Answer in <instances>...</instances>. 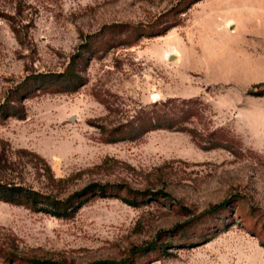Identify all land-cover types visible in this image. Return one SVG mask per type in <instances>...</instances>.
<instances>
[{
	"label": "rangeland",
	"instance_id": "rangeland-1",
	"mask_svg": "<svg viewBox=\"0 0 264 264\" xmlns=\"http://www.w3.org/2000/svg\"><path fill=\"white\" fill-rule=\"evenodd\" d=\"M175 1L0 0V103L88 40L81 86L0 118V179L60 198L98 182L136 202L95 197L62 218L0 200V249L15 264H264V97L246 93L264 90L253 88L264 55L245 51L264 46V17L251 12L264 0H199L163 34L136 36L167 22Z\"/></svg>",
	"mask_w": 264,
	"mask_h": 264
},
{
	"label": "trees",
	"instance_id": "trees-1",
	"mask_svg": "<svg viewBox=\"0 0 264 264\" xmlns=\"http://www.w3.org/2000/svg\"><path fill=\"white\" fill-rule=\"evenodd\" d=\"M199 0H176L168 10H166L162 15L165 16L167 22L162 24L160 27L155 28L154 30H140V32H136V36H144V37H152L163 34L166 30L171 27L177 25L180 20V15L184 14L192 4ZM19 10H15L13 14H18ZM8 21L9 28L12 31L15 39L20 44L21 36H20V25L19 21L14 20L13 15L7 14L4 16ZM19 25V26H18ZM158 25V23L154 24V26ZM130 37V35H129ZM88 41V40H87ZM85 40L82 44L79 45V49H76L74 53L68 56V60L60 72L55 73H30L25 76L21 81L17 82L13 87H11L8 91L7 96L0 103V118L7 117H23V107L22 101L26 98L34 96L36 93L40 92H73L79 86H81L84 82L83 75L81 72L84 71L86 62L88 59V43ZM111 47V46H110ZM255 87H263L264 85L256 84L253 85ZM247 94H251L253 96H263L264 90H248ZM156 128H168L167 126L161 124H149L147 130L156 129ZM44 170H49L48 166L44 167ZM48 178L51 179V176ZM160 197H168V193L158 190L156 192ZM116 197L120 201L134 206L136 205L135 200L125 198L123 196H117L116 194H112L109 191V185L101 184L98 182H89L83 187L72 191L64 198H60L55 194H51L48 192H40L33 189L30 186L23 185L20 183H16L13 181L1 180L0 179V200L3 202H7L14 205H22L31 211L41 212L44 214H48L55 217H67L70 213L75 212L78 208L84 205L89 199L95 197ZM68 203V205H66ZM228 203V200H222L220 202L214 203L197 213L193 218L202 217L206 214H214L219 210H222L225 205ZM183 209H187L183 206H180ZM192 220V219H191ZM190 222V220H187ZM214 235V234H213ZM213 235H209L205 237L201 243L208 241ZM152 243V242H151ZM150 243V244H151ZM153 245V244H152ZM152 245H149V250L155 249ZM163 245V244H162ZM161 244L159 247L161 248V252L167 255V252L164 249V246ZM180 247H185L190 245V243L183 242L180 244ZM148 247V245H147ZM141 248H134L137 252ZM133 250V251H134ZM0 249V257H2L8 264H15L16 258L11 256L7 252L1 253ZM44 260L38 259H30L28 260V264H46ZM88 264H128L126 260L120 259L117 261L114 260H96L92 261Z\"/></svg>",
	"mask_w": 264,
	"mask_h": 264
},
{
	"label": "crops",
	"instance_id": "crops-1",
	"mask_svg": "<svg viewBox=\"0 0 264 264\" xmlns=\"http://www.w3.org/2000/svg\"><path fill=\"white\" fill-rule=\"evenodd\" d=\"M252 11H257L264 17V9H261V11H260V8H258V7H251V12ZM227 20L229 21L230 25L233 26L230 33H234L237 30L235 20L233 18H230V17H227ZM253 33L254 34L256 33V35H260V33H257V32H253ZM257 38L261 39L262 43H264V33L262 34V38H259V37H257ZM245 51L249 53V57L251 59L257 58V56H262V54L264 55V46L263 45L254 46V44L251 46H245Z\"/></svg>",
	"mask_w": 264,
	"mask_h": 264
}]
</instances>
